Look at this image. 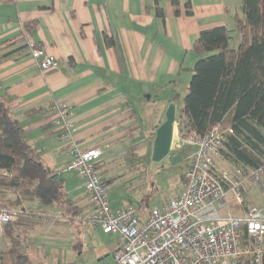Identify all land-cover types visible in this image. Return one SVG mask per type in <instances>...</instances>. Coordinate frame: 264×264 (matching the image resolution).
Wrapping results in <instances>:
<instances>
[{"label": "crops", "instance_id": "0c3cea01", "mask_svg": "<svg viewBox=\"0 0 264 264\" xmlns=\"http://www.w3.org/2000/svg\"><path fill=\"white\" fill-rule=\"evenodd\" d=\"M179 2L176 8L171 0L159 4L155 0H0V44L8 45L18 35L23 38L13 40L14 45L1 50L0 56L24 45L29 47V52L17 53L0 63V101L20 122L44 163L64 179L67 192L71 187L66 175L73 172H67L66 167L75 144L102 152L97 164L105 165L104 178L112 182L109 189L116 180L120 161L135 150L153 151L151 134L165 121L175 97L187 94L189 70L198 60L192 51L194 42L206 29L226 26L235 30V14L243 4V0ZM188 2L192 14L187 13ZM158 6L165 11L164 19L158 15ZM29 24H34L31 31H27ZM233 36L231 45L237 47L239 36ZM107 39H113L115 45L109 46ZM32 47L56 57L59 68L43 74L30 56ZM58 102H67L75 111L73 144L64 139L61 127L52 123L53 106ZM185 150L193 151L189 147ZM220 159L235 168L223 157ZM231 178L253 182L250 175ZM230 204L235 215L241 213L233 196ZM246 204L255 205L247 193ZM25 208L48 214L46 208L36 204ZM83 210L88 221H78V227H83L78 237L81 239L92 227L109 238L111 235L93 226L87 208ZM60 214H48L50 218L39 226L47 229L37 233L40 245L33 242L34 229L30 230L24 251L31 264L46 258L42 250L52 243H68L73 252L82 250L83 246L74 248L77 236ZM70 235L73 242L64 239ZM7 247L8 241L0 238V250ZM72 263L76 264H60Z\"/></svg>", "mask_w": 264, "mask_h": 264}, {"label": "trees", "instance_id": "16d2710c", "mask_svg": "<svg viewBox=\"0 0 264 264\" xmlns=\"http://www.w3.org/2000/svg\"><path fill=\"white\" fill-rule=\"evenodd\" d=\"M155 1L159 4L161 0ZM171 2L176 8L180 5L179 0ZM186 7L187 13L192 14L190 2ZM157 9L159 17L164 19V9L160 6ZM235 21V30L226 26L206 29L194 42L192 51L198 60L189 70L191 79L177 123L182 137L191 131L203 137L213 125L223 124L227 132L222 157L249 172L264 168V0H243ZM33 26L27 25V31ZM233 33L239 36L237 47L231 45ZM16 38L21 35L10 39L8 45L1 43L0 51L12 47ZM107 43L115 45L113 39H107ZM23 51L29 52L28 45L1 55L0 63ZM179 98L180 94L175 100ZM155 133L150 136L153 143ZM104 167L96 165L99 175L110 186L112 182L104 178ZM184 182L185 174H182L181 187ZM86 199L87 196L76 200L69 197L64 179L44 163L27 140L20 122L0 101V209L13 211L18 216L5 227L3 238L8 241V247L0 250V264H31L24 243L30 237V230L43 225L50 217L25 205L36 204L61 212L75 228L74 248H82L83 242L78 236L83 227H78V221L81 224L88 221L82 206Z\"/></svg>", "mask_w": 264, "mask_h": 264}, {"label": "built area", "instance_id": "2783aa9c", "mask_svg": "<svg viewBox=\"0 0 264 264\" xmlns=\"http://www.w3.org/2000/svg\"><path fill=\"white\" fill-rule=\"evenodd\" d=\"M30 56L43 74L59 68L56 57L32 47ZM52 123L61 127L64 139L73 144L75 111L67 102L53 106ZM223 124L217 123L203 137L191 131L174 137L171 152L189 161L182 189L161 209L142 217L133 205L112 209L109 186L96 165L99 149L74 145L66 167L83 181L86 208L93 226L105 235H118L121 245L113 253L114 264H264V206L246 204L245 181L233 180L220 171ZM192 148L185 153V148ZM250 178L264 189V168L251 171ZM230 196L241 213L231 210ZM17 213L0 209V238Z\"/></svg>", "mask_w": 264, "mask_h": 264}, {"label": "rangeland", "instance_id": "374dc122", "mask_svg": "<svg viewBox=\"0 0 264 264\" xmlns=\"http://www.w3.org/2000/svg\"><path fill=\"white\" fill-rule=\"evenodd\" d=\"M176 115L183 105V97L174 100ZM177 133L179 131L177 130ZM177 137V135H176ZM186 151V150H185ZM186 153V152H185ZM219 169L228 172L234 177H247L244 169L233 168L224 160H217ZM116 171V180L109 189V201L116 208L126 205H133L142 217H146L154 209H161L178 191L180 190V178L185 174L189 167V161L179 152H170V154L160 162L153 160V151L151 149L135 150L133 155L126 157L118 163ZM66 182L69 183L68 194L72 199L83 198L86 194L83 181L74 173H67ZM246 193L251 202L258 206H264V189L254 181L248 180L245 183ZM87 202L82 206L85 208ZM48 210V214L57 213V211ZM90 213V208H87ZM87 213V212H86ZM62 215V214H60ZM54 227V226H52ZM50 227V228H52ZM32 240L36 245H40L37 238L38 232H44L47 229L41 227L33 228ZM75 228L69 230L72 232ZM46 238L50 234H45ZM74 241L73 236L64 237ZM83 242L82 250L73 252L68 243L55 245L54 243L44 247L42 252L46 253V258L34 260V264H60L63 261L76 264H112L114 248L120 246V237L111 235L105 238L104 235L97 232L92 227L87 228L85 234L81 236ZM108 240L109 244L106 243ZM55 247V248H54Z\"/></svg>", "mask_w": 264, "mask_h": 264}, {"label": "water", "instance_id": "95a60500", "mask_svg": "<svg viewBox=\"0 0 264 264\" xmlns=\"http://www.w3.org/2000/svg\"><path fill=\"white\" fill-rule=\"evenodd\" d=\"M178 130L176 107L169 105L165 121L157 128L153 143V160L160 162L165 159L172 151V144L175 131Z\"/></svg>", "mask_w": 264, "mask_h": 264}, {"label": "bare ground", "instance_id": "6f19581e", "mask_svg": "<svg viewBox=\"0 0 264 264\" xmlns=\"http://www.w3.org/2000/svg\"><path fill=\"white\" fill-rule=\"evenodd\" d=\"M177 135V130L175 131V136Z\"/></svg>", "mask_w": 264, "mask_h": 264}]
</instances>
